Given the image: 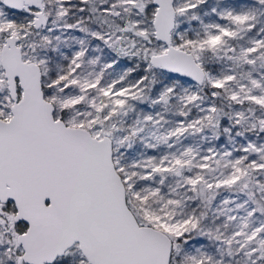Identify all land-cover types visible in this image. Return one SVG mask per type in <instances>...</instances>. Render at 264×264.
Listing matches in <instances>:
<instances>
[{
  "label": "snow or ice",
  "instance_id": "obj_1",
  "mask_svg": "<svg viewBox=\"0 0 264 264\" xmlns=\"http://www.w3.org/2000/svg\"><path fill=\"white\" fill-rule=\"evenodd\" d=\"M0 264H264V0H0Z\"/></svg>",
  "mask_w": 264,
  "mask_h": 264
}]
</instances>
